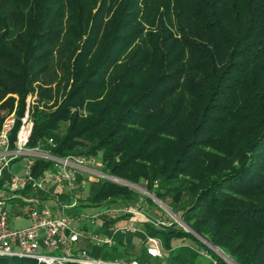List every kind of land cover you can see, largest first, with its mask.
I'll use <instances>...</instances> for the list:
<instances>
[{"label": "trees", "instance_id": "obj_1", "mask_svg": "<svg viewBox=\"0 0 264 264\" xmlns=\"http://www.w3.org/2000/svg\"><path fill=\"white\" fill-rule=\"evenodd\" d=\"M28 108L30 147L100 156L236 264H264V0H0V128ZM90 182L85 208L141 196ZM144 199L148 217L166 213ZM143 228L157 264H229L175 222ZM116 240L111 257L151 258Z\"/></svg>", "mask_w": 264, "mask_h": 264}, {"label": "built area", "instance_id": "obj_2", "mask_svg": "<svg viewBox=\"0 0 264 264\" xmlns=\"http://www.w3.org/2000/svg\"><path fill=\"white\" fill-rule=\"evenodd\" d=\"M18 122H21V126L13 140ZM33 126L28 108L20 121L15 115L7 116L0 128V258L27 259L33 264H141L135 259L113 258L107 253L115 246L117 237L129 234L136 236L138 245L145 248L149 257L162 258L164 251L161 240L148 235L143 224L170 227L173 221L166 217H148L145 213L147 203L144 204L141 198L133 205H122L114 211L115 218L112 220L126 218L125 224L106 223L103 216L109 212L110 206L105 213L102 209L106 207H101L94 208L96 213L92 215L88 214L87 209L66 214V211L81 209L87 203L90 196L81 189L88 181L97 183L107 180L128 187L132 185L106 174L99 156L58 157L40 144L30 147ZM39 161H46L51 166L36 170ZM18 162H22V176L13 171ZM79 178H82L81 181H78ZM77 192L80 193L78 196L75 195ZM41 193L50 198L43 200L35 196ZM65 193L71 199L68 203H60V196ZM16 201H22L29 207L21 211L15 221L24 220L28 225L14 229L10 226L8 205ZM52 208H57L56 212ZM82 241L103 250V257L91 256L85 250L74 253V248ZM201 254L217 264L206 252L202 251Z\"/></svg>", "mask_w": 264, "mask_h": 264}, {"label": "rangeland", "instance_id": "obj_3", "mask_svg": "<svg viewBox=\"0 0 264 264\" xmlns=\"http://www.w3.org/2000/svg\"><path fill=\"white\" fill-rule=\"evenodd\" d=\"M11 115H15L16 117H17V115H16V113L14 112V113H12ZM10 116V115H9ZM99 160H101L102 161V157H100L99 156ZM13 171L16 173V174H18L19 176H22L23 175V172H22V162H18V164H16V165H14V168H13ZM118 179V178H117ZM119 180H121V179H119ZM121 181H123V182H126V181H124V180H121ZM99 183H101V182H97L96 184H99ZM128 183V182H127ZM93 183H91V182H87L84 186H83V188L81 189L82 190V192L84 193V194H86V195H89L90 196V190H91V185H92ZM117 184V183H116ZM119 185H121L122 183H118ZM128 184H130V183H128ZM130 185H132V184H130ZM132 186H135V185H132ZM132 186H130L129 188H131V189H133V190H135V191H137L141 196H140V198L141 199H143L144 201V204L145 203H147V201L144 199V196L146 195V194H144V191H146V189H144V188H142V187H139V186H135V187H138V189H136V188H134V187H132ZM80 193H76L75 195L76 196H78ZM36 197H40L41 199H43V200H45V199H48V198H50L49 197V195H47V194H43V193H41V194H39V195H35ZM71 199V196H69V194H67V193H65V195L64 196H60V203H68V201ZM153 199V198H152ZM154 201V200H153ZM154 203L156 204V205H158V206H160V204H157L155 201H154ZM149 206V205H148ZM29 206L27 205V204H24V203H22V201H16V202H14L13 204H9L8 205V209H9V211H10V226H11V228H23V227H26L28 224L25 222V221H18V222H16L15 221V217L17 216V215H19L20 213H21V211H24V210H26L27 208H28ZM122 207V204H120V203H116V204H111L110 205V209H109V212H106V214H105V219L106 220H111V219H114L115 218V215H114V211H116V210H119L120 208ZM161 208H162V206H160ZM56 209L57 208H52V210L54 211V212H56ZM163 210H164V208H162ZM77 210L76 209H71V210H68V211H66V214H70V213H75ZM165 211V210H164ZM87 212H88V214H90V215H92V214H95L96 213V210L94 209V208H89V209H87ZM162 217H166V218H168V219H170L171 218V220L173 221V223L175 222V223H177L179 226H181L182 228H184V226H183V223H180L179 224V222L177 221V219H175L174 217H173V215H172V213L169 211V210H167L166 211V213L165 214H160ZM178 215V214H177ZM118 223H120V224H125L126 223V221H124V220H119V222ZM185 229V228H184ZM187 231V230H186ZM187 232H189V231H187ZM190 243V241H186V245H188ZM83 250H85V251H87V252H89L90 254H91V256H95V257H103V250H101L100 248H97V247H95L94 245H92V244H90V243H88V242H85V241H82L76 248H74V253H77L78 251H83ZM107 253H108V251H107ZM146 262V264H157V262L154 260V259H152V258H149L148 260H146L145 261ZM208 261L207 260H204V263H207ZM27 264H31V262L29 261V262H27Z\"/></svg>", "mask_w": 264, "mask_h": 264}, {"label": "water", "instance_id": "obj_4", "mask_svg": "<svg viewBox=\"0 0 264 264\" xmlns=\"http://www.w3.org/2000/svg\"><path fill=\"white\" fill-rule=\"evenodd\" d=\"M144 194H146L147 196H149L150 198H153V200L157 203L160 204V206H162V208H164L165 211L169 210L173 217L175 219H177V221L180 223H183V226L185 228V230L193 233L198 239H200L202 242H204L206 245H208L211 249H213L219 256H221L222 258H224L229 264H236L232 259H230L228 256H226L222 251H220L219 249H217L215 246H213L212 244H210L209 242H207L205 239H203L199 234H197L191 227H189L182 219L179 215H177L176 213H174L167 205H165L163 202H161L155 195L144 191ZM108 210V208H104L102 209V212L105 213Z\"/></svg>", "mask_w": 264, "mask_h": 264}, {"label": "crops", "instance_id": "obj_5", "mask_svg": "<svg viewBox=\"0 0 264 264\" xmlns=\"http://www.w3.org/2000/svg\"><path fill=\"white\" fill-rule=\"evenodd\" d=\"M82 209H89L88 207L87 208H85V207H81V209H78L75 213H77L78 211H80V210H82ZM75 213H70V214H75ZM106 217H105V215L103 216V219L105 220V221H107L106 219H105ZM112 220V219H111ZM120 220H123V219H120ZM24 221V220H23ZM124 221H126V220H124ZM26 222V221H25ZM127 222V221H126ZM27 224H28V222H26ZM120 224V223H119ZM95 230H97L96 228H94Z\"/></svg>", "mask_w": 264, "mask_h": 264}]
</instances>
